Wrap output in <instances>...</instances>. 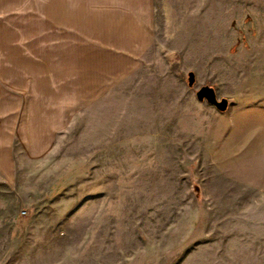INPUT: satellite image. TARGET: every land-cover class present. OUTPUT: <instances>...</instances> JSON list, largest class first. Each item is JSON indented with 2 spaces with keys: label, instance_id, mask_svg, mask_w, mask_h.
I'll return each mask as SVG.
<instances>
[{
  "label": "rangeland",
  "instance_id": "rangeland-1",
  "mask_svg": "<svg viewBox=\"0 0 264 264\" xmlns=\"http://www.w3.org/2000/svg\"><path fill=\"white\" fill-rule=\"evenodd\" d=\"M153 8L145 64L111 75L93 102L103 117L81 108L77 129L57 139L44 206L38 178H22L18 200L31 206L18 201L0 264L262 260L264 0ZM204 84L228 98L226 110L196 99Z\"/></svg>",
  "mask_w": 264,
  "mask_h": 264
},
{
  "label": "crops",
  "instance_id": "crops-1",
  "mask_svg": "<svg viewBox=\"0 0 264 264\" xmlns=\"http://www.w3.org/2000/svg\"><path fill=\"white\" fill-rule=\"evenodd\" d=\"M154 31L153 0H0V258L14 240L22 178H38L44 206L57 139L77 129L81 108L89 121L103 117L93 102L105 81L145 64ZM262 253L242 264H264Z\"/></svg>",
  "mask_w": 264,
  "mask_h": 264
},
{
  "label": "water",
  "instance_id": "water-1",
  "mask_svg": "<svg viewBox=\"0 0 264 264\" xmlns=\"http://www.w3.org/2000/svg\"><path fill=\"white\" fill-rule=\"evenodd\" d=\"M195 81V76L192 71L187 73V84L192 86ZM195 97L198 101H206L208 104L214 106L219 111H224L228 107L229 100L227 97L218 98L215 89L207 84L201 85L195 91Z\"/></svg>",
  "mask_w": 264,
  "mask_h": 264
}]
</instances>
